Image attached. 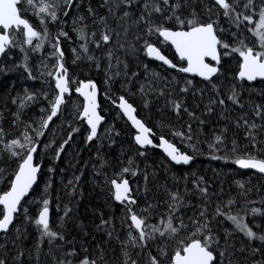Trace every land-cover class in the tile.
<instances>
[{
	"label": "snow or ice",
	"instance_id": "1",
	"mask_svg": "<svg viewBox=\"0 0 264 264\" xmlns=\"http://www.w3.org/2000/svg\"><path fill=\"white\" fill-rule=\"evenodd\" d=\"M9 71L41 87L0 94V264H264V183L235 181L226 194L214 178L172 169L207 154L264 181V0H0V74ZM100 85L135 129L127 148L101 114ZM81 128L106 198L79 219L84 172H73L53 226L51 181L30 193Z\"/></svg>",
	"mask_w": 264,
	"mask_h": 264
},
{
	"label": "trees",
	"instance_id": "2",
	"mask_svg": "<svg viewBox=\"0 0 264 264\" xmlns=\"http://www.w3.org/2000/svg\"><path fill=\"white\" fill-rule=\"evenodd\" d=\"M95 2V0H94ZM35 23V21H33ZM66 51V57L68 59L69 65H71V51L68 44L63 45ZM164 53L172 58L171 50L163 49ZM19 59V57H17ZM10 63V62H9ZM160 63L158 62H151V67L157 69L158 71L163 72L164 69L158 67ZM166 67V66H165ZM195 82L199 84V78H195ZM15 84V88H12V84ZM29 89H39L41 87L39 81H31L24 78L20 72L17 71H9L7 75L0 74V94L5 93L7 90H11L12 95H15L16 92H22L23 88ZM75 85H73V88ZM118 87V86H117ZM101 92H100V109L102 115L106 118L107 124H114L116 129L121 132V136L117 138L118 144H122L125 148L128 147L132 143V135L135 133L134 130L131 128L129 122L126 121L125 118L121 119L118 115V110L116 109L115 105L112 103L111 100L106 99L104 92H103V85H100ZM73 101H80L82 98H79L77 95H73ZM31 113L36 115L39 113V107L34 106L30 109ZM140 116H146V113H139ZM152 115L153 118L157 117V112L155 106L152 108ZM56 120V122L52 125V128L55 130V138L57 143H59L62 139L66 138L67 136V126L63 129L60 128L61 121ZM153 121H149V126H151ZM76 126H79V122H76ZM86 127V125H85ZM85 132L83 128H81L80 133L74 135V142L71 143L69 147L66 148V154L61 156V159L53 164L52 161L49 159H45L42 168V174L39 177L38 184L33 188L32 192L30 193V197L32 198H39L41 193L45 190L46 183L50 180L52 184V188L49 189L51 192V203H50V211H51V223L53 226L58 221V217L62 215V211H57V193H59L61 197V204L68 200V197L63 192V185L67 183L68 179L71 178L73 172L77 175L80 174L82 170L84 175L80 182V187L83 190V198L79 199L78 201V210L77 215L79 219L83 220L85 223L93 220L94 217L92 216L91 210L93 208H97L103 205L105 192H101L100 188L95 186L93 181V169L92 164L95 163V153L96 148L94 146H86L84 142ZM49 138H52L51 133H49ZM158 142V140H155ZM177 146L182 150H186L184 145H181L179 141H175ZM107 151V149H106ZM118 149H113L111 155H115ZM149 159L150 161H155L157 164H160L161 161L164 159L163 153L158 149H150L149 150ZM80 161V163H77ZM76 164V168L73 169L70 167V164ZM165 163H167L165 161ZM85 164L87 165L85 167ZM49 167H54V172H49ZM63 169V172L61 171ZM173 172L177 174H182L186 171H198L200 174L205 175L209 178L215 179V186L219 187L220 184H223L225 189V193L227 194L231 191L233 194L237 191V187L235 185V181H251L252 184H261L264 181L259 179V174L255 172H245L239 170L234 163L231 161L225 162L223 160H212L210 159L207 154L198 156L194 164L191 168L182 167V166H172ZM218 173V175H217ZM165 173L161 172L160 176L163 179ZM167 175H171L168 173ZM130 182L135 181L136 178H129ZM142 183V180L140 181ZM5 187L4 184H0V189ZM253 198H255V193L253 194ZM40 205L31 204L29 206V213L33 216L36 215L38 211V207ZM113 207L116 208L117 213H119V205H116L113 202ZM28 232L30 234V239L26 241V244L31 246L33 240L36 237L35 230L29 226Z\"/></svg>",
	"mask_w": 264,
	"mask_h": 264
},
{
	"label": "water",
	"instance_id": "3",
	"mask_svg": "<svg viewBox=\"0 0 264 264\" xmlns=\"http://www.w3.org/2000/svg\"><path fill=\"white\" fill-rule=\"evenodd\" d=\"M165 54V53H164ZM166 55V54H165ZM170 58V57H169ZM158 63H161V62H158ZM98 102H99V105H100V95L98 96ZM102 114V113H101ZM126 119V118H125ZM129 124H130V122H129ZM131 126V125H130ZM133 129V128H132ZM134 130V132H135V129H133ZM154 143H158V142H155V140H154ZM178 147V146H177ZM159 149V148H158ZM161 152H162V150L161 149H159ZM182 167H187V166H182ZM236 167L239 169V170H242V171H245V172H255L254 170H246V169H240L237 165H236ZM38 182H39V179H38ZM38 182H37V184H38ZM36 184V185H37ZM36 185H34L33 186V188L36 186ZM27 199V198H26ZM50 222H51V211H50Z\"/></svg>",
	"mask_w": 264,
	"mask_h": 264
},
{
	"label": "flooded vegetation",
	"instance_id": "4",
	"mask_svg": "<svg viewBox=\"0 0 264 264\" xmlns=\"http://www.w3.org/2000/svg\"><path fill=\"white\" fill-rule=\"evenodd\" d=\"M100 106H101V104H100Z\"/></svg>",
	"mask_w": 264,
	"mask_h": 264
}]
</instances>
